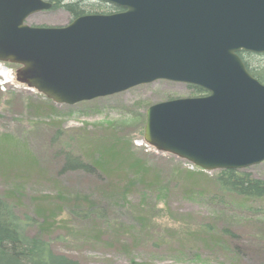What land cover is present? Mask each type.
I'll return each mask as SVG.
<instances>
[{
	"label": "rangeland",
	"instance_id": "obj_1",
	"mask_svg": "<svg viewBox=\"0 0 264 264\" xmlns=\"http://www.w3.org/2000/svg\"><path fill=\"white\" fill-rule=\"evenodd\" d=\"M63 1H79L88 13L108 10L98 0ZM71 21L70 14L59 8L32 15L26 24L63 27ZM245 57L251 67L264 68V55ZM0 66V141L9 138L0 156L13 164L8 175L0 164V194L12 192L21 216H32L39 206L56 211L64 207L50 233L56 253L82 264H264V199L245 201L221 194L213 184L219 171L205 172L144 141L148 108L171 99L194 98L190 86L157 81L74 106L53 103L55 113L49 115L43 109L47 99L17 82L19 67ZM112 141L130 142L135 158L148 163L150 177L159 176L160 185L148 191L143 186L131 188L126 202H114L125 179L108 180L73 170L61 173L63 153L72 152L89 162L95 146ZM185 170L206 177L194 176L200 182L188 190L183 176L177 178ZM242 171L264 182V163ZM90 204L106 211L107 226L100 236L99 222L67 214ZM141 216L148 218L135 223ZM205 225L215 231L213 238H204L208 245L193 235ZM224 229L236 237L225 236Z\"/></svg>",
	"mask_w": 264,
	"mask_h": 264
},
{
	"label": "water",
	"instance_id": "obj_2",
	"mask_svg": "<svg viewBox=\"0 0 264 264\" xmlns=\"http://www.w3.org/2000/svg\"><path fill=\"white\" fill-rule=\"evenodd\" d=\"M121 8L31 27L45 0H0V63L18 83L74 106L157 81L204 89L146 112L144 141L204 171L264 162V85L238 53L264 54V0H99Z\"/></svg>",
	"mask_w": 264,
	"mask_h": 264
},
{
	"label": "trees",
	"instance_id": "obj_3",
	"mask_svg": "<svg viewBox=\"0 0 264 264\" xmlns=\"http://www.w3.org/2000/svg\"><path fill=\"white\" fill-rule=\"evenodd\" d=\"M50 2L54 11L61 8L70 14L72 20L84 15L99 14L98 12L88 13L79 1L64 3L63 0H50ZM105 6L108 10L101 14H112L122 10L111 5ZM246 54L239 53L245 67L255 79L264 84V68L251 67L248 59L245 57ZM190 88L194 90L195 97H203L208 94L204 89L199 87ZM43 109L46 110L44 114L52 115L55 113L54 104L49 100L45 101ZM36 111L34 112L36 113ZM7 138L0 141V149L4 148L3 145L5 143H9ZM58 138L59 133L55 135L53 142ZM7 149H9V146H7ZM132 149L133 146L130 142L112 141L103 143L95 146L92 159L89 162L83 161L80 157H75L72 152L68 151L67 153H63L65 162L61 173L73 170L92 175H103L108 180L117 178L124 182L125 179L124 187H119V191L116 190V193L119 192V194H114L113 201L118 202L122 200L126 202L131 188L143 186L148 191L151 190V187L156 188L160 185V181H158L160 177H150L148 163L143 162L141 159H136L132 153ZM0 164L6 168L8 175L13 164L8 163L6 156H0ZM196 175L206 177L203 173L185 170L179 171L177 178L183 176L185 188L191 190L200 182L198 178L194 177ZM213 184L216 191L224 195L235 196L245 201L264 199V182L253 178L249 173L244 171H219L213 178ZM13 196L10 191L4 195L0 194V264H82L77 259L56 253L52 248L50 233L57 223L56 219L65 213L64 207L61 209L58 207L56 211L39 206L33 210L34 214L32 216L28 214L21 216L17 211V205L13 200ZM60 199H62V196ZM58 210L60 211L58 212ZM67 214L77 220L90 223L99 222L101 224L99 236L101 233L103 234L107 226V224H104L107 222L106 211L97 207V205L90 204L87 209L82 210L69 209ZM145 218L148 217L141 216L135 220V223L144 222ZM213 229L212 225H205L199 228L197 233L194 232L195 234L193 235L199 236L201 239L198 237V240L208 245L209 242L204 240V238H213V235H211L215 233ZM223 233L225 236H230L231 238L236 237L235 234L227 229H224ZM207 234H210V236L208 237ZM234 249L240 250V247L235 245Z\"/></svg>",
	"mask_w": 264,
	"mask_h": 264
},
{
	"label": "bare ground",
	"instance_id": "obj_4",
	"mask_svg": "<svg viewBox=\"0 0 264 264\" xmlns=\"http://www.w3.org/2000/svg\"><path fill=\"white\" fill-rule=\"evenodd\" d=\"M2 67L0 66V69H1ZM7 78H9V79H11L12 78V75L10 74V73H7Z\"/></svg>",
	"mask_w": 264,
	"mask_h": 264
}]
</instances>
